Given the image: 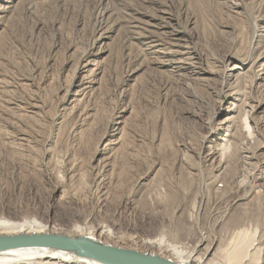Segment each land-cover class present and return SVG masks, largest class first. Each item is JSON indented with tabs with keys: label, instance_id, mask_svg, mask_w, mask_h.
<instances>
[{
	"label": "rangeland",
	"instance_id": "obj_1",
	"mask_svg": "<svg viewBox=\"0 0 264 264\" xmlns=\"http://www.w3.org/2000/svg\"><path fill=\"white\" fill-rule=\"evenodd\" d=\"M0 218L264 264V0H0Z\"/></svg>",
	"mask_w": 264,
	"mask_h": 264
},
{
	"label": "bare ground",
	"instance_id": "obj_2",
	"mask_svg": "<svg viewBox=\"0 0 264 264\" xmlns=\"http://www.w3.org/2000/svg\"><path fill=\"white\" fill-rule=\"evenodd\" d=\"M231 62V61H230ZM235 67V66H234ZM233 73V72H232ZM234 119L233 117H231ZM227 118L226 122L231 119ZM218 129V128H217ZM216 129V130H217ZM214 130L213 132H215ZM226 141V140H223ZM223 146V145H222ZM204 150L210 151L207 156L208 158L212 155H216L218 148L211 146V142L209 139H206L203 145ZM215 158V157H213ZM208 160V159H207ZM223 166V161L218 162V169L220 170ZM87 226L82 227L80 225H75L74 235L83 234L84 230H86ZM101 234L106 236L109 239H121L122 236L113 232L111 229L106 227H101ZM2 231H10L17 233H28V232H47V227L36 220H24L19 223L10 222L3 218H0V232ZM86 236L89 238H95L94 233L86 232ZM239 235L241 236L242 245L240 248H227L224 252L218 251L216 254L219 259H206L208 252L200 253L199 245L196 247L186 250L183 246H179L171 241H169L168 237L164 234L154 238V239H143L142 243L149 247L156 248L159 252L169 253L172 255L177 262L181 264H224V261H228L231 259H235L238 262L242 257H250L256 256L258 248L255 246V241L252 243V238L247 239L246 231H239ZM255 233H253V237ZM205 240V239H204ZM209 250V249H208ZM251 250V251H250ZM222 253V254H221ZM231 258V259H229ZM0 264H99L92 260L79 257L75 253L66 251V250H53L48 248H23L16 250H7L0 252Z\"/></svg>",
	"mask_w": 264,
	"mask_h": 264
},
{
	"label": "water",
	"instance_id": "obj_3",
	"mask_svg": "<svg viewBox=\"0 0 264 264\" xmlns=\"http://www.w3.org/2000/svg\"><path fill=\"white\" fill-rule=\"evenodd\" d=\"M23 248L66 250L99 264H181L156 254L105 244L88 236L71 237L54 233L0 234V252Z\"/></svg>",
	"mask_w": 264,
	"mask_h": 264
}]
</instances>
